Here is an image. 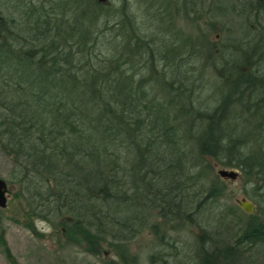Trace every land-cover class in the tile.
Wrapping results in <instances>:
<instances>
[{"label": "trees", "instance_id": "obj_1", "mask_svg": "<svg viewBox=\"0 0 264 264\" xmlns=\"http://www.w3.org/2000/svg\"><path fill=\"white\" fill-rule=\"evenodd\" d=\"M245 9L0 0V146L31 217L93 253L150 230L178 255L170 232L195 225L197 264H264V216L203 174L213 158L264 180V15Z\"/></svg>", "mask_w": 264, "mask_h": 264}, {"label": "rangeland", "instance_id": "obj_2", "mask_svg": "<svg viewBox=\"0 0 264 264\" xmlns=\"http://www.w3.org/2000/svg\"><path fill=\"white\" fill-rule=\"evenodd\" d=\"M137 7V5H135ZM203 20L199 21L201 25ZM233 22L235 19L233 18ZM187 30L194 31L195 24L187 22L180 23ZM233 24V23H232ZM206 28L205 25H201ZM211 39H218V29H208ZM209 81L218 80L216 76L208 72ZM212 164L211 169L203 171L204 175L208 174V178L218 176L228 184L226 201L228 205L233 204L236 208L238 203L237 198L247 197L253 201L255 211L253 214L264 216V204L260 203V199L264 201V180L256 182L245 175L244 172L238 167L223 166L215 159L209 158ZM13 160L0 146V177L8 182V203L6 207H0V264H107L104 251L108 250L114 253L115 250L125 249L128 255H137L139 259L154 261V251L158 248L159 240L157 236L150 230H146L129 243L122 244L119 248L109 246L108 243H103V249L100 253H90L86 244L75 235H66L59 229L43 218H33L28 213L26 197L23 193L19 192V185L10 183V174L13 170ZM206 166V165H205ZM227 168L239 171V175L235 180L222 178L218 174V169ZM213 169V170H212ZM207 179V178H205ZM253 186L261 189L262 196L257 193L253 194ZM225 201V202H226ZM262 204V205H261ZM240 207V206H239ZM242 209V208H241ZM238 211V210H237ZM155 213H158L154 211ZM239 219L243 218L248 220V214L245 215L238 211ZM153 221H159L160 218H152ZM60 227V226H59ZM170 228L169 226H167ZM62 231L65 230L62 227ZM36 229L38 231L35 232ZM201 232L195 225H190L185 228L176 229L170 232L173 238H177L175 243L183 250L181 257L176 258L177 264H185L187 262H194L197 260L196 253V239L197 235ZM202 233V232H201ZM2 236L5 238L3 241ZM167 250H171L168 248ZM112 255V254H111ZM189 256L186 258L185 256ZM115 258L119 257L117 254ZM181 258V259H180ZM156 261V260H155ZM157 264V262H155ZM162 264V262H160Z\"/></svg>", "mask_w": 264, "mask_h": 264}, {"label": "flooded vegetation", "instance_id": "obj_3", "mask_svg": "<svg viewBox=\"0 0 264 264\" xmlns=\"http://www.w3.org/2000/svg\"><path fill=\"white\" fill-rule=\"evenodd\" d=\"M242 1L245 2V5H246V9L244 11L245 13H247L249 15H264V9L263 8L259 9V8L256 7L257 5L255 3L258 0H242ZM262 1H264V0H262ZM254 211H255V209H254ZM167 249L168 248H166V249H156L154 251V254L152 255V256H154V259L156 261L155 260L154 261L151 260V262L147 261V260H144V261L142 260V262H141V259H139V256H137V255H128L127 251L125 249H123V248H121L120 250H115L114 253H110V251L108 252V250H106L104 252L106 254L105 257L107 258L106 260H108L107 264H156L155 262H157V264H161L160 262H162V264H177V263H174V262L177 261L176 258H179V257L182 256L181 253L183 252V250L180 249L181 253L178 252V255H177L175 253L174 249H171V250H167ZM89 252L91 253L92 251H89ZM116 254L119 257L115 258L114 256H116ZM196 262L197 261H195L194 264H197ZM185 264H192V262H187Z\"/></svg>", "mask_w": 264, "mask_h": 264}, {"label": "water", "instance_id": "obj_4", "mask_svg": "<svg viewBox=\"0 0 264 264\" xmlns=\"http://www.w3.org/2000/svg\"><path fill=\"white\" fill-rule=\"evenodd\" d=\"M218 174L222 178L235 180L239 175V171L234 169L220 168L218 169ZM8 192H9L8 182L4 178L0 177V207L1 208L7 206L8 195H9ZM236 202L246 213L248 214L254 213L255 205L247 197L237 198Z\"/></svg>", "mask_w": 264, "mask_h": 264}, {"label": "bare ground", "instance_id": "obj_5", "mask_svg": "<svg viewBox=\"0 0 264 264\" xmlns=\"http://www.w3.org/2000/svg\"><path fill=\"white\" fill-rule=\"evenodd\" d=\"M213 204H214V202H213Z\"/></svg>", "mask_w": 264, "mask_h": 264}]
</instances>
